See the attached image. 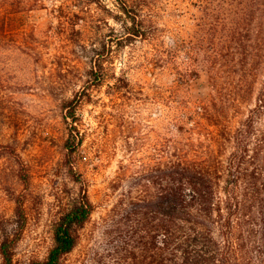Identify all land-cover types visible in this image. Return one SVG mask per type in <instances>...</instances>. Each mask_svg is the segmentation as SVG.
<instances>
[{
	"label": "rangeland",
	"instance_id": "1",
	"mask_svg": "<svg viewBox=\"0 0 264 264\" xmlns=\"http://www.w3.org/2000/svg\"><path fill=\"white\" fill-rule=\"evenodd\" d=\"M135 1L149 32L129 44L120 34L127 18H115L122 15L117 0H0V144L16 149L30 175L22 186L15 160L0 158V216L12 224L14 193L28 197L19 263L47 255L51 219L86 191L95 211L64 264H132L143 232L128 203L147 170L156 168L163 137L171 141L172 110L162 102L174 95L182 67L196 66L198 78L177 97L209 99L215 91L236 127L255 107L264 85V7L242 24L255 41L248 79L233 67L235 52L226 42L232 24L224 20L222 0ZM224 5L253 10V0ZM99 53L107 73L102 86L89 76ZM125 77L130 88L119 94L112 85ZM76 95L82 97L74 135L84 144L71 162L79 182L67 165L71 122L63 109ZM258 127L264 129V120Z\"/></svg>",
	"mask_w": 264,
	"mask_h": 264
},
{
	"label": "trees",
	"instance_id": "2",
	"mask_svg": "<svg viewBox=\"0 0 264 264\" xmlns=\"http://www.w3.org/2000/svg\"><path fill=\"white\" fill-rule=\"evenodd\" d=\"M117 1L122 15L115 18H127L120 33L127 37L122 40L131 44L147 36L149 29L138 14L142 5L135 0ZM201 1L209 4L212 0ZM225 2L220 5L224 20L231 19L226 42L230 52H235L233 67L240 69L238 76L249 79L254 76L250 64L255 57V41L253 31H244L242 24L247 14L258 16L264 0H253V10L241 12L225 8ZM103 64L99 53L89 73L90 81L99 86L107 79ZM181 70L174 95L166 99L167 104L165 98L162 102L172 110L173 127L168 130L171 141L163 137L166 142L156 168L147 170L144 183H138V191L134 190L136 195L128 203L134 223L143 232L140 253H131L132 264H264V129L258 127L264 120V85L258 90L255 107L236 127L229 109L215 99V91L209 99L177 97L190 87L189 79L198 78L196 66ZM130 85L127 77L115 78L112 89L121 94ZM79 97L63 103L67 110L64 118L71 122L65 143L67 165L76 182L71 158L84 144L83 138L78 140L74 135ZM0 148V158L15 160L19 184L27 187L30 175L22 157L12 146L0 144ZM13 201L14 222L9 224L0 216V264H64L79 245L80 231L95 211L86 191L69 199L51 219L47 255L19 263L16 249L29 219L27 194L16 192Z\"/></svg>",
	"mask_w": 264,
	"mask_h": 264
}]
</instances>
